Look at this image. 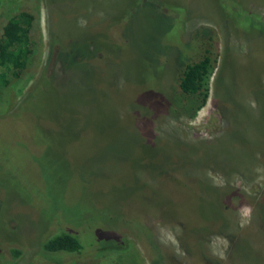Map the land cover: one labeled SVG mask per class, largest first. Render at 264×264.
Segmentation results:
<instances>
[{
	"label": "rangeland",
	"instance_id": "obj_1",
	"mask_svg": "<svg viewBox=\"0 0 264 264\" xmlns=\"http://www.w3.org/2000/svg\"><path fill=\"white\" fill-rule=\"evenodd\" d=\"M20 11L34 25L0 90V264H50L37 241L81 211L87 248L58 264H264V0H0V30ZM202 29L213 70L187 119L162 106ZM158 163L175 182L143 183ZM94 179L106 220L88 218ZM99 224L124 240L95 245Z\"/></svg>",
	"mask_w": 264,
	"mask_h": 264
},
{
	"label": "trees",
	"instance_id": "obj_2",
	"mask_svg": "<svg viewBox=\"0 0 264 264\" xmlns=\"http://www.w3.org/2000/svg\"><path fill=\"white\" fill-rule=\"evenodd\" d=\"M33 25V17L26 12L20 11L10 16L1 27L0 90L6 87L10 80L17 78L25 67L29 56V38L33 31ZM201 32H204L203 35H200V33L199 35L202 37V39H205V48L202 50L200 57L194 61H187L183 60L184 55L178 56L179 62L176 69V85L181 97L177 101L168 98L166 103L162 106L170 113L183 116L187 119H192L196 112L205 104L208 97V81L213 70V60L211 58L210 45L211 36L206 29H202ZM124 33L127 34L128 31H124ZM57 53L56 59L58 60L59 51ZM262 113L263 111H259V113L257 112V117L261 116ZM65 131L69 132V130H66V128ZM163 163L164 161L161 162V164ZM161 164L158 163V167L154 165L152 167L140 169L139 172H137L144 181L143 183L147 182L148 180L150 183V180L153 178H159L162 181L166 180L168 182L176 181V176L173 174L174 169L163 168ZM178 170L180 169L178 168ZM98 179H94L93 181H88L86 183V187L90 190L87 200L91 206L87 207L89 211L88 218L90 214L93 216L102 215L100 219L106 220L103 216L104 211L100 206V195L94 194L93 191L96 187H92L94 181ZM77 188L79 189V186H77ZM82 196V203H84V196H86V194L84 193ZM57 204L59 206H63L60 200ZM45 210L47 214H49L48 220L50 217H53V215L55 217L52 207L47 208L46 206ZM82 213L83 212L81 211L78 214L80 221H77L76 223H73L68 219L64 221H69L76 225V229L54 228L50 233L45 234L42 238H40L37 241L36 256L39 258H43V256H45L47 257L46 259H49L50 264H58L55 259L59 255H63L65 253H74V256H77L84 252V249L87 248V242H85L82 237L84 235L82 223L85 221V219H87V217H83ZM86 213L87 212L85 210V215ZM89 222L90 221L87 223ZM91 233H93L95 236V241H93L95 245L110 241L117 245L116 243L118 241H122L125 238L124 236L108 234L102 231L100 224L96 227L93 226ZM148 244L153 246L156 245L153 238L150 239ZM89 246V248L94 247L99 252L98 254H110V252H108L105 248H102L101 245L98 247L91 245ZM8 253L13 259L18 257L20 254V252L16 249H11Z\"/></svg>",
	"mask_w": 264,
	"mask_h": 264
},
{
	"label": "clouds",
	"instance_id": "obj_3",
	"mask_svg": "<svg viewBox=\"0 0 264 264\" xmlns=\"http://www.w3.org/2000/svg\"><path fill=\"white\" fill-rule=\"evenodd\" d=\"M250 211H251L250 209L246 210V211H245V215H246V216L249 215V214H250Z\"/></svg>",
	"mask_w": 264,
	"mask_h": 264
}]
</instances>
